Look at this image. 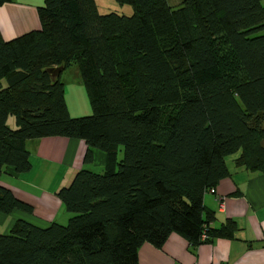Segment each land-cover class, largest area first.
I'll use <instances>...</instances> for the list:
<instances>
[{
	"label": "trees",
	"instance_id": "trees-1",
	"mask_svg": "<svg viewBox=\"0 0 264 264\" xmlns=\"http://www.w3.org/2000/svg\"><path fill=\"white\" fill-rule=\"evenodd\" d=\"M114 1L130 12L43 0L39 29L0 37V174L29 169V139H81L85 165L93 148L104 154L101 171L81 167L55 191L66 223L16 219L0 233V264H137L142 243L160 247L170 233L192 246L230 237L233 220L209 226L203 193L234 152V165L264 175L261 0ZM70 66L86 115L67 110ZM15 209L31 211L0 185V213Z\"/></svg>",
	"mask_w": 264,
	"mask_h": 264
},
{
	"label": "crops",
	"instance_id": "crops-1",
	"mask_svg": "<svg viewBox=\"0 0 264 264\" xmlns=\"http://www.w3.org/2000/svg\"><path fill=\"white\" fill-rule=\"evenodd\" d=\"M166 1L169 6L175 7L181 0L173 5ZM42 2L8 0L0 4L1 39L7 41L39 29L37 7ZM125 10L130 12L128 7ZM72 73L77 76L75 69ZM25 147L29 169L24 172L5 169L0 174V185L9 189L16 199L28 204L31 211L15 209L9 214L0 213V222L13 214L15 218L8 230L16 219L38 227L52 221L63 224L59 220H67L69 214L55 196V191L67 185L74 172L81 167L92 165L97 170L103 169L104 154L93 148L92 162L85 165L82 160L86 150L84 141L58 135L29 139ZM237 154L234 152L224 157L227 175L212 186L214 192L207 189L202 197L203 204L213 212L214 220L209 226L216 228L229 218L236 225L232 235L212 236L192 246L180 235L170 233L160 247L142 243L137 249V264H264V175L234 165ZM215 195L222 196L221 206Z\"/></svg>",
	"mask_w": 264,
	"mask_h": 264
},
{
	"label": "rangeland",
	"instance_id": "rangeland-1",
	"mask_svg": "<svg viewBox=\"0 0 264 264\" xmlns=\"http://www.w3.org/2000/svg\"><path fill=\"white\" fill-rule=\"evenodd\" d=\"M96 6L99 12H107V11H116L118 13H124L128 14V10H125L127 7L130 8L127 4H118L114 0H95ZM178 0H169V3L171 5L177 3ZM260 3L264 5V0H261ZM124 7V8H121ZM74 67L70 66L65 71H63L60 75V78L62 81L65 82L64 85V99L66 100V104L68 107V110L70 112V116H80V115H86L90 112L89 104H88V98L85 93V90L82 86V84L79 82L78 76H74L72 71H74ZM7 125L9 127H14V118L13 116H8ZM121 155V152L118 153V156ZM230 156V155H229ZM228 157V156H227ZM89 169L93 171H101L97 170V168L93 167L92 165L88 166ZM69 214V213H67ZM66 214V217H67ZM11 216V217H10ZM10 218H12L10 220ZM15 218V215L11 214L7 216L3 222H0V233H6L8 231V227L10 226V223ZM63 224L66 223V218L64 220H59Z\"/></svg>",
	"mask_w": 264,
	"mask_h": 264
},
{
	"label": "built area",
	"instance_id": "built-area-1",
	"mask_svg": "<svg viewBox=\"0 0 264 264\" xmlns=\"http://www.w3.org/2000/svg\"><path fill=\"white\" fill-rule=\"evenodd\" d=\"M208 190L211 193L214 192L213 188H209ZM215 199L218 200L219 205L221 206L220 200L222 199V196L215 195ZM205 238H206V234L204 232H202L201 235H200V239L204 240Z\"/></svg>",
	"mask_w": 264,
	"mask_h": 264
},
{
	"label": "water",
	"instance_id": "water-1",
	"mask_svg": "<svg viewBox=\"0 0 264 264\" xmlns=\"http://www.w3.org/2000/svg\"><path fill=\"white\" fill-rule=\"evenodd\" d=\"M60 70V67H50L48 68V71L51 73V75L54 77Z\"/></svg>",
	"mask_w": 264,
	"mask_h": 264
}]
</instances>
